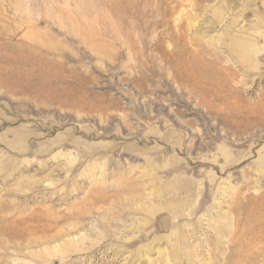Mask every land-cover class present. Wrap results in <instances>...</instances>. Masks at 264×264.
<instances>
[{
	"label": "rangeland",
	"instance_id": "rangeland-1",
	"mask_svg": "<svg viewBox=\"0 0 264 264\" xmlns=\"http://www.w3.org/2000/svg\"><path fill=\"white\" fill-rule=\"evenodd\" d=\"M263 227L264 0H0V264H264Z\"/></svg>",
	"mask_w": 264,
	"mask_h": 264
},
{
	"label": "bare ground",
	"instance_id": "bare-ground-1",
	"mask_svg": "<svg viewBox=\"0 0 264 264\" xmlns=\"http://www.w3.org/2000/svg\"><path fill=\"white\" fill-rule=\"evenodd\" d=\"M91 170H92V169H91ZM183 185H184V184H183ZM185 185L187 186V184H185ZM129 187H130V186H129ZM172 188L177 189L176 187H172ZM172 190H173V189H172ZM120 192H121V191H120ZM157 192H159V191H157ZM141 193H142L141 191H139V193H138V195H139L140 197H141ZM149 194H152V193H149ZM118 196H119V195H118ZM134 197H135V195H134ZM137 197H138V196H137ZM152 197H153V196H152ZM152 197L150 198V200L152 199ZM92 199H93V198H92ZM136 199H137V198H136ZM134 200H135V199H134ZM111 201H112V200H111ZM136 201H137V200H136ZM109 204H110V203H109ZM138 205H139V204H138ZM184 205H185V203H182V204H180V203H179V204H176V205H175V209H176V211H177V210H181V209L183 208ZM140 207H141V206H140ZM140 207H139L138 209H141V208H142V207H141V208H140ZM165 207H166V206H165ZM155 210H156V207L152 208V209L149 210L148 212L153 213ZM181 211H182V210H181ZM181 211H180V212H181ZM221 217H222V216H221ZM221 217H220V218H221ZM223 220H224V219H223ZM105 221L109 222V218L106 217V218H105ZM218 222H219V219H218ZM218 222H217V223H218ZM219 223H220L219 226H217V227L214 226V229H215V230L217 229L218 232H219V230H220L222 233H224V231H225V229H226V227H225V222H224V221H220ZM213 224H215V223H213ZM217 225H218V224H217ZM226 225H227V224H226ZM235 226H236V225H235ZM236 227H237V226H236ZM263 228H264V227H263ZM214 229H212V231H214ZM229 230H230V229H229ZM217 231H216V232H217ZM254 231H255V230H254ZM256 231H257V230H256ZM216 232H215V233H216ZM221 232H220V233H221ZM257 232H258V231H257ZM222 233H221V234H222ZM226 233H227V232H226ZM211 234H213V233H211ZM217 234H218V233H217ZM224 234H225V233H224ZM229 234H230V233H229ZM255 234H256V233H255ZM226 235H227V234H226ZM256 235H257V234H256ZM215 236H216V235H215ZM220 236H221V235H220ZM236 236H237V235H236ZM216 237H217V236H216ZM222 237H223V236H222ZM242 237H243V236H242ZM247 237H248V236H247ZM217 238H218V237H217ZM240 238H241V236H240ZM250 238H251V237H250ZM218 239L220 240V238H218ZM230 239H231V238H230ZM235 239H236V238H235ZM237 239H238V238H237ZM258 239H259V238H258ZM260 239H261V238H260ZM233 240H234V239H233ZM239 240H240V239H239ZM220 241H221V240H220ZM243 241L245 242V240H243ZM257 241H258V240H257ZM81 242H82V241H81ZM81 242H80V243H81ZM216 242H217V241H216ZM231 242H232V241H231ZM76 243H78V242H76ZM221 243H222V241H221ZM246 243H247V242H246ZM263 243H264V242H263ZM224 244H225V243H224ZM231 244H232V243H231ZM233 244L238 245V244L236 243V241H234ZM236 245H235V246H236ZM216 246H218V245L216 244ZM228 246H230V245H228ZM238 246H239V245H238ZM219 247H220V246H219ZM214 248H215V247H214ZM234 248H236V247H234ZM239 248H240V246H239ZM239 248L237 247V249H239ZM66 249H67V247H66ZM237 249H236V250H237ZM240 249H241V248H240ZM251 249H252V248H251ZM192 250H193V249H192ZM233 250H235V249H233ZM189 251H190V250H189ZM215 251H216V250H215ZM227 251H228V250H227ZM193 252H194V251H193ZM193 252H192V253H193ZM218 252H219V251H218ZM218 252H217V253H218ZM189 253H190V252H189ZM192 253H191V254H192ZM195 253H197V252H196V251L194 252V256L196 255V257H197V254H195ZM242 253H243V252H242ZM232 254H233V253H232ZM210 255H211V254H210ZM215 255H216V253H215ZM233 255H234V254H233ZM230 256H231V255H230ZM242 256H243V255H242ZM211 258H213V255H212ZM215 258H216V257H215ZM217 258H218V257H217ZM230 258H231V257H230ZM239 258H240V256H239ZM190 259H191V257H190ZM218 259H219V258H218ZM220 259H221V258H220ZM220 259H219V260H220ZM223 259H224V257H223ZM191 260L193 261L194 258L191 259ZM225 260H228V259L225 258ZM196 261H197V260H196ZM209 261H210V260H209ZM217 261H218V260H217ZM194 262H195V261H194ZM211 262H212V261H210L209 263H211ZM195 263H197V262H195ZM195 263H194V264H195ZM213 263H214V262H213ZM190 264H191V263H190ZM192 264H193V262H192ZM198 264H199V263H198ZM202 264H203V263H202ZM211 264H212V263H211ZM225 264H226V262H225Z\"/></svg>",
	"mask_w": 264,
	"mask_h": 264
}]
</instances>
